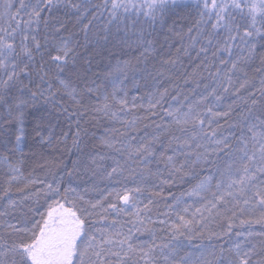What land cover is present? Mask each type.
I'll list each match as a JSON object with an SVG mask.
<instances>
[{
  "label": "snow or ice",
  "instance_id": "obj_1",
  "mask_svg": "<svg viewBox=\"0 0 264 264\" xmlns=\"http://www.w3.org/2000/svg\"><path fill=\"white\" fill-rule=\"evenodd\" d=\"M0 170V264H264V0H0Z\"/></svg>",
  "mask_w": 264,
  "mask_h": 264
},
{
  "label": "trees",
  "instance_id": "obj_2",
  "mask_svg": "<svg viewBox=\"0 0 264 264\" xmlns=\"http://www.w3.org/2000/svg\"><path fill=\"white\" fill-rule=\"evenodd\" d=\"M170 43H175L174 41H171ZM177 47L179 46L178 44L176 45ZM175 51V49H172ZM115 52L116 50L113 49ZM119 58V57H118ZM108 59H111V57L106 58L102 64H106L108 62ZM187 63V61H185ZM95 71L97 72H102L104 71L103 66L96 68ZM136 79L139 81V77L137 76ZM142 83V82H141ZM126 89L128 91L129 97L132 96H145L151 89L149 88H143L141 87V90L139 92L136 91L135 87H133V84L131 82V78H129L128 82L126 83ZM111 90L109 86V91ZM141 101H138V103ZM57 134L63 132L68 134V148L66 149L64 145H60L59 148L55 147H40L38 143L33 139L34 133L29 136L28 144L30 145L29 147L24 148V159H25V164H24V174L28 175L30 172H35L36 175H43L45 171L48 170V166H53V170H56V166L63 167L67 166L68 168L72 167V162L76 159V156L73 154V151L71 149V140H72V135L74 133V126H70L69 122L65 121L64 118L61 116L60 117V127L56 129ZM36 145V146H33ZM32 150H39L43 151L45 154L49 156H53L55 154H58V157L56 158L55 161H49L47 164L44 165H38L37 167H32L35 164H31L30 167V159L29 156L32 154ZM41 167H43L44 171H41ZM4 178L3 176V171L0 170V181H2Z\"/></svg>",
  "mask_w": 264,
  "mask_h": 264
},
{
  "label": "rangeland",
  "instance_id": "obj_3",
  "mask_svg": "<svg viewBox=\"0 0 264 264\" xmlns=\"http://www.w3.org/2000/svg\"><path fill=\"white\" fill-rule=\"evenodd\" d=\"M32 154H30L29 159H30V167L31 164H35L32 167H37L39 164L42 165L44 163L47 164L49 161H55L56 158L58 157V154H55L53 156H49L47 154H45L43 151H39V150H32L31 152Z\"/></svg>",
  "mask_w": 264,
  "mask_h": 264
}]
</instances>
